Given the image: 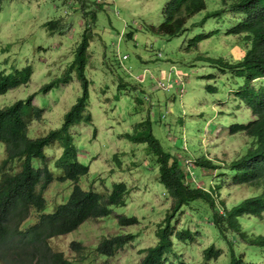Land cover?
<instances>
[{
    "label": "trees",
    "instance_id": "obj_1",
    "mask_svg": "<svg viewBox=\"0 0 264 264\" xmlns=\"http://www.w3.org/2000/svg\"><path fill=\"white\" fill-rule=\"evenodd\" d=\"M88 1L52 0L59 7L65 5L67 12L76 14L75 21L80 23L79 18L84 20V30L74 49L72 63L59 78L44 85L34 95L47 94L58 85L76 78L80 93L63 116L61 125L45 135L30 136V124L39 121L45 113V108L33 104L32 95L0 108V146L3 147L0 164V264H93L94 257L111 258L135 238L134 235H122V232L103 236L91 252L86 251L82 244L71 242L69 249L78 255L72 259L52 249L49 243L53 238L76 230L86 221L108 217L113 208L126 205L129 194L124 182L109 183L110 187L103 184L105 189L97 187L94 190H83L79 184L89 174V165L79 161L70 128L91 121L88 112L91 85L87 77V67L91 65L88 50L92 41L96 39L100 42L91 27L97 24L99 13L106 14L108 11L105 0H93V9L84 10ZM124 12L129 13L128 10ZM75 21L66 19L70 23L67 27L74 29L72 23ZM126 24L124 37L133 43L138 42L137 35L165 41L181 38L179 49L184 50V54L195 50L198 43L206 40L216 42L221 38L241 37L246 45V49H240L239 45L220 47L192 58L202 66H215V72L229 82L220 80L215 72L203 76L206 81L204 96L211 95L212 99L218 97L220 102L216 108H221V119H211L212 122L207 123L213 128L227 125L225 137L240 135L245 138L239 154L229 160L218 161L216 156L208 158L204 153L195 155L201 152L200 148L196 144L189 146L185 136L189 133L196 140L203 129L201 126L197 128L194 122L189 127L184 118L173 120L174 123L185 122V132L182 136L177 135L182 138L179 146L178 137H173L171 132L169 136L172 139L164 138L162 143L157 135H162L160 125L167 115L161 112L163 107L159 106V101L156 104L149 101L148 88L131 85L122 79L116 84L113 101L120 97L129 100L131 96L136 99L135 103L125 105L127 109H124V113L129 123L139 113L145 116L134 122L131 130L119 136L137 146L143 154L141 164L144 172L152 175L156 172L154 184L162 189L163 196L169 202L155 231L156 242L143 250L144 256L139 264H177V261L170 259L171 256L177 257L175 244L193 243L198 233L191 231L186 223L175 225L186 209L191 216L200 220L196 226L208 225L217 237L202 251V261H216L224 254L221 247L214 245L216 243L225 245L227 264H264V234L251 233L249 228L242 227V223L251 225L255 222L257 227L264 228L261 225L264 220V0H158L153 12H147L143 17L126 18ZM43 26L48 27V32L59 34L63 28L60 19L46 22ZM118 29L111 27L109 35L117 34L120 37ZM171 51L172 56L178 54L176 46L172 45ZM158 56L161 57V54L158 53ZM237 56L239 58L233 60ZM164 58L169 63L176 61V57ZM114 62L115 65L106 64V70L113 78H120L118 59H114ZM31 75L30 66L7 73L0 71V95L27 85ZM229 88L231 95L224 94ZM105 100L110 101L108 96ZM207 108V105H203V110L195 113L199 115H194L203 121L204 128L207 121L205 115L209 111ZM176 113L179 112L176 110ZM211 114L213 116L212 111ZM229 117L231 119L228 120ZM165 130L168 132L167 127ZM207 134L205 130V138ZM54 150L61 152L58 157H52ZM188 150L194 155L193 160L189 159L193 165L187 169L191 171L193 181L187 178L184 168ZM115 161L120 166L118 157ZM203 172L214 174L208 188L204 185L208 183L209 176L206 177ZM226 179H230L231 186L245 187L252 194L227 205L220 191ZM54 180L72 183L67 200L50 214L41 215L33 225L23 227L32 213L44 212L46 199L43 193ZM197 180H201L203 186L198 187L195 184ZM116 224L119 228L130 227L138 225V220L133 216L119 215ZM89 256L93 258L90 257L88 263L83 262Z\"/></svg>",
    "mask_w": 264,
    "mask_h": 264
},
{
    "label": "rangeland",
    "instance_id": "obj_2",
    "mask_svg": "<svg viewBox=\"0 0 264 264\" xmlns=\"http://www.w3.org/2000/svg\"><path fill=\"white\" fill-rule=\"evenodd\" d=\"M89 1L84 5V10L93 9L91 4L93 0ZM105 2L108 3L107 13H99L97 24L91 27V31L97 34L100 42L95 39L89 45L88 50L89 63H91L87 67V77L91 81L88 112L91 115V121L72 126L70 133L73 136L79 161L89 165V174L80 180V187L83 190L90 188L94 190L97 187L105 189L103 184L124 182L129 189V194L126 205L113 208L112 214L108 217L86 221L76 230L62 237L53 238L49 243L52 249L62 252L66 258L72 259L78 255L69 249L71 242L80 243L86 251L91 252L100 242L101 237L122 232V235H134V240L126 244L111 258L89 256L83 262L88 263L91 257L93 264H139L144 256L143 250L156 242L155 231L158 223L164 217L163 214L169 206V202L168 198L163 196L162 189L157 188L154 184L153 177L156 178V172L154 171V175L144 172L145 168L141 164L143 154L139 152L137 146L119 136L124 131L131 130L132 124L145 116L144 113H139L129 123V119L124 113V109H127L125 105L129 102L135 103L136 99L131 96L129 100L120 97L113 101L112 94L116 92V84L119 79H122L129 81L131 85H139L143 89L148 88L149 101L155 104L159 101V106L163 107L161 112L167 115L166 120L162 121L160 125L163 128L162 135L156 134L162 143L165 139H172V136H169L170 132L173 137L182 136V133L185 132V122L174 123L173 120L174 118H184L185 121H188L189 127L191 122H194L198 126L197 128L201 126L203 129L196 136V140L189 133L185 136V142L189 146L196 144L200 148L201 152L195 155L204 153L208 158L216 156L218 161L229 160L239 154L245 138L240 135L233 138L225 137L227 125L221 124L213 128L210 123H207L212 122L211 119H221L219 115L221 108H216L220 102L219 98L212 99L211 95L204 96L206 81L203 76L214 73L216 67L202 66L203 64L195 62L197 60L192 58L206 51L218 50L220 47L239 45L240 49H246V45L241 37L221 38L216 42L206 40L198 43L195 50H189L188 54H184V50L179 49L181 38L165 41L146 35H137L138 42L133 43L124 37L126 18L143 17L147 12H153L158 0H105ZM135 8L138 10L134 11ZM124 10H128L129 13L127 14ZM67 11L65 5L59 7L52 0H0V71L3 70L7 73L26 66L32 68V75L27 85L0 95V108L32 95L33 104L45 108V113L39 121L30 124L29 134L31 137L45 135L59 127L63 116L80 93V85L74 77L69 83L58 85V88L47 94L34 96L44 85L59 78V75L73 61L74 49L80 41V33L84 30V20L79 18L82 22L75 21L77 15ZM70 18L75 21L72 23L74 29L67 27L70 23L66 22V19ZM58 19L61 20L64 28L60 34L50 33L48 27L44 28L43 25L46 22ZM111 27L118 31L120 28V37L117 34L109 35ZM172 45L178 48V54L174 56L171 55L173 54ZM158 53L161 54V57H157ZM227 53L229 52L227 51ZM163 55L171 59L176 57V61L169 63ZM113 58L118 59L120 66H118L117 72L120 73V78H113L106 70V64H116ZM238 58L239 56L233 60L236 61ZM215 76L224 80L225 83H229L224 76L217 72H215ZM230 92L231 88L223 93L231 95ZM218 94L220 93L218 92ZM106 96L110 101L105 100ZM203 105H207L209 110L205 115V120H207L205 128L204 125L202 126L203 121L194 117V115H199L195 113H200L203 110ZM176 110L179 113H176ZM229 119L231 118L229 117ZM166 127L168 132L165 130ZM205 130L208 134L211 131V134H207L206 138L203 135ZM181 136L178 137V146L182 140ZM60 153V151L54 150L52 157H58ZM178 153L180 154V152ZM191 153L189 151V156L185 157L184 168L187 178L193 181L191 171L187 170L188 166L193 165L191 160L194 159V155ZM2 154L3 147L0 146V164ZM114 155L120 159V166L116 164L115 158L117 157ZM48 165L51 167V163ZM203 175L209 176L208 183L204 185L205 188H208L212 184L211 180L214 174L203 172ZM98 178L104 182H100ZM226 181L222 184L220 191L227 205L235 204L252 194V191L245 187L231 186L230 179H226ZM195 184L198 187L203 186L201 180H197ZM71 188L72 183L69 181L59 183L54 180L43 193L46 199L44 212L32 213L23 227L33 225L41 215L50 214L56 206L64 204ZM119 215L135 217L138 220V225L117 227L116 217ZM199 222L200 220L191 216L187 209L181 214L175 225L181 226L186 223L191 231L198 233L193 243L175 244L177 257L171 256L170 259L173 262L177 261V264L180 262L183 264H227L225 245L216 243L214 245L221 247L224 254L216 261L207 263L202 261V251L217 237L208 225L196 226ZM255 224V222H252L251 225L242 223V227L249 228L251 233L264 234V228L257 227ZM261 225H264V220Z\"/></svg>",
    "mask_w": 264,
    "mask_h": 264
},
{
    "label": "built area",
    "instance_id": "obj_3",
    "mask_svg": "<svg viewBox=\"0 0 264 264\" xmlns=\"http://www.w3.org/2000/svg\"><path fill=\"white\" fill-rule=\"evenodd\" d=\"M126 58V57H125Z\"/></svg>",
    "mask_w": 264,
    "mask_h": 264
}]
</instances>
